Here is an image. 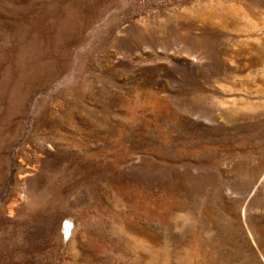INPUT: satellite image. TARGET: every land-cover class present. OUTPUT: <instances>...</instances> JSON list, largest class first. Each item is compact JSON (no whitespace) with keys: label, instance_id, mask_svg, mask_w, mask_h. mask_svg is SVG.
Returning a JSON list of instances; mask_svg holds the SVG:
<instances>
[{"label":"rangeland","instance_id":"1","mask_svg":"<svg viewBox=\"0 0 264 264\" xmlns=\"http://www.w3.org/2000/svg\"><path fill=\"white\" fill-rule=\"evenodd\" d=\"M0 264H264V0H0Z\"/></svg>","mask_w":264,"mask_h":264},{"label":"bare ground","instance_id":"2","mask_svg":"<svg viewBox=\"0 0 264 264\" xmlns=\"http://www.w3.org/2000/svg\"><path fill=\"white\" fill-rule=\"evenodd\" d=\"M245 83V82H244ZM153 255V254H152ZM153 258V257H152Z\"/></svg>","mask_w":264,"mask_h":264}]
</instances>
